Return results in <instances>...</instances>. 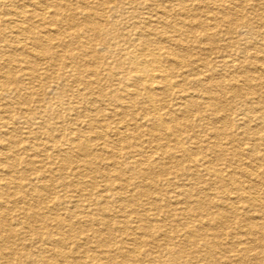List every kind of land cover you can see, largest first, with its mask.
Masks as SVG:
<instances>
[{
    "label": "rangeland",
    "instance_id": "374dc122",
    "mask_svg": "<svg viewBox=\"0 0 264 264\" xmlns=\"http://www.w3.org/2000/svg\"><path fill=\"white\" fill-rule=\"evenodd\" d=\"M67 1L49 0L47 2L49 5V15L53 17L54 26H39L36 30L33 29L32 33L34 34H18V37L22 43L27 41L29 46L32 45L30 37L41 33V35H46L52 39L55 38L56 34L62 33V39L66 42H70L71 44L73 42L75 44L77 40L80 44L84 43L86 49L85 51L81 50L82 54L76 45L68 51L64 50L63 42H60V46L53 51L63 53L66 60L73 52L75 54L80 53L82 57L86 56V54L89 55L86 58L94 63L92 67H95L97 75L90 76V73L84 74L86 78L78 83L75 74L71 71V67L63 66L59 68L58 65L53 64L54 60L49 61L51 58L47 54L46 56L49 57L47 58L48 61H45V59L44 61L34 60L33 62L42 68L40 71L48 68L47 70L52 73V77L50 79H45L44 77L37 78L30 83L31 79L27 74V70L25 69L22 72L23 74L19 72L24 66L20 60L19 62L16 60L14 63L7 61L8 56L15 52V48L4 36H0V76L3 71H13L19 80L17 83L18 88L17 86H12L15 88L14 92L5 87L3 88V86L0 90V116H3L8 122L10 121V127H12H0V165L2 164V167L0 166V192L9 194L8 198L15 203L17 213L19 212V215H23L21 212H24L26 209V203L21 200V197L24 196L28 202L33 205H38L40 203L39 201L42 200L39 196L34 195L35 193L32 192L31 188L42 185V182H44L43 176H54L51 179V184L53 185L52 193L50 192L49 197L47 196L49 201L48 204H45L48 208L40 204V208L37 207L38 210L45 214H49L50 211L57 213L66 222L69 219L70 213L73 215L72 211H75L77 216H73V219L69 220L85 229V234L82 236L85 238L89 237L88 241L85 240L87 242L86 247L93 251L98 250L94 242L96 238L93 231L101 230L102 232H106L105 226L98 222L96 224L94 219L96 217L105 220L112 219V221L110 220L112 223L111 232L117 239L118 245L124 247L122 249L123 251H130L132 255V257H129L124 252L116 253L115 247H108V252L112 255L115 254L117 257L118 264H171L172 262L174 263L172 259L173 254L179 252L181 249H184V252L181 253L182 258L180 257L177 260V264H187V262L188 264L189 262L190 264H215L217 259V262L220 260L222 264L225 260L227 262L230 260L229 264H238V258H241L245 264H255V257L261 258V260L264 259V239H259L258 235L253 239L245 233L250 225L247 223V220L260 219L259 217L263 216L264 212L259 208L255 213L249 211L248 204L238 194L240 187L246 188L251 181L260 183L262 182L260 176L264 178V174H262L264 170L263 164V169L258 168L260 170L258 173H261L260 176L256 175L251 178L247 175V172L251 173V171H254L253 169L257 170V167L260 165L259 161L249 156L250 147L255 144L259 146V149L257 148L258 151H264V146L261 144L263 141L254 140L260 136L264 138V132L257 131L260 126L259 123L261 122L259 116L262 111L264 112V92L261 93V96L258 94V89L260 88V85L257 84L259 82L258 80L254 79L246 82L243 78V76L254 78L264 72L262 69L264 67V0H188L189 13L191 16L193 14V18H190V20H193L191 22L193 24L192 27L195 25V28H198L197 25L203 23L205 25L203 28L206 30L203 28L202 30L199 28L194 29L191 30L193 31L191 34L189 27L186 28L179 23L182 26V34H175L173 31L170 32V36L192 43L195 47V55H188L187 53L181 52L180 54L185 61L172 67L167 63L166 59L163 61L164 65L170 70V82L172 86L170 87L171 93L163 97L165 99L164 102H157L159 112L162 113L163 119L169 126L165 130H161V134L159 133V135H162V138L159 140H153L151 135L148 134L147 127L151 121L137 107L138 101L134 100L124 91L126 87L132 84L131 79L128 78L130 74L126 77L125 70L120 67H113L111 73L110 71L102 70L101 67L103 66L98 64L99 62H96L93 56L95 54L97 55V61L105 58V62L110 64L115 63L117 57L127 62L128 56L124 55L128 51L141 49V46L135 40L139 32L129 28L131 21L127 19L128 12L138 10L137 13L141 18L148 15L156 18L157 15L155 14L159 7L156 4L161 3L162 0H148V5L145 7L139 5L137 0H134L131 4L126 3L125 8L113 7L112 11L108 7L111 8L113 5L100 7V11L103 10L102 12L105 14H102L103 16L101 18H96V20L100 23L108 21L105 23L104 30L110 34V37L115 39L111 42L110 40H104L103 36L96 37L95 33L86 27L88 19L80 14L84 6H86L85 1ZM3 2L4 0H0V30L8 28L9 21L13 19V16L11 14L9 15L8 8L2 6L4 4ZM70 2L72 3V8H74L73 10L79 14L72 19L73 21L67 19L66 11L58 12L57 6H54L56 4L68 5ZM23 3L25 2L20 1L22 7H24ZM155 8H157L156 11L154 10ZM94 11L89 8L88 12L91 14ZM88 12L86 11L85 14ZM174 20L179 22L176 15ZM73 23H80L83 27L82 31H86V35L77 37L75 35L77 31L74 28L69 29V26ZM34 24L38 25V19H35L33 22L27 20L24 25L27 28L28 25ZM155 24L160 29H163L161 28L162 24L160 22H156ZM5 33L6 35H10V29H6ZM147 33H150V31H144V34ZM206 34L209 37H206ZM52 42L57 41L54 39ZM94 51L95 53H93ZM198 59V64L192 63ZM201 60L203 61L201 62ZM203 62L205 63L203 64ZM191 68L194 69V73L190 70ZM191 74L194 77L189 79ZM229 77L231 85L228 83ZM193 79H203L202 81L204 83L212 81L214 84L220 81L224 85L220 89L214 86V89H216L213 90L218 95H221V90L227 93L225 95L222 94L219 100H221V104L225 109V112L221 115V118H223L222 122L225 123L226 128L229 126L228 132L231 134L230 145H228V147L230 146V153L229 155L227 154L228 160H218L213 153L208 154L206 150L207 161L200 155L196 156L198 157L196 160L194 158L191 159L190 164L195 165L194 169L198 178H194L195 175H191L185 171V162L181 161V163H178L179 161L174 159V157H168L163 153L165 150H170L175 146L176 138H179L183 144V147L180 148V154L186 149L188 152L194 153L196 146L199 147V145L208 144L215 139L211 129L207 128V125L211 126L216 123L215 116L212 115L209 107L200 105L203 102L201 97L204 94L199 93L195 89L199 86L197 85L198 83L193 82L195 81ZM232 83L236 84L235 86L241 90L240 94L236 95ZM244 84L247 87L242 86ZM262 91H264L263 87ZM250 92L252 93L251 95ZM190 93L195 95L193 101L197 102L199 112L198 110L195 112L196 107H194L195 113L193 112L194 114L190 116V123L183 118H181L183 120L181 124L172 123L166 113L170 110L169 113L173 111L171 114L176 118L183 117V114L178 110V106L181 102L189 98L188 95ZM122 104L123 106L121 107L120 105ZM125 108L126 110H124ZM245 108L252 109L253 115L251 112L249 114L252 116L247 115L244 112ZM200 116L202 117L200 118ZM12 120L15 121V124L12 123ZM219 124L221 126V123ZM117 126L120 127L119 133L114 131ZM10 129L15 130L13 133L15 134L14 138L18 141L16 144L14 142L16 140L13 141L9 137L11 136ZM101 134H103V137ZM204 134L207 135L205 136ZM187 136L192 137V139L187 138ZM134 137H139V139ZM53 138L58 142V147L63 148L62 151L66 150L68 152L66 153L71 161L65 166L60 162L64 155L60 156L61 150L57 146H54ZM73 138H79L84 142L86 147H88V151L82 152L75 148L71 143ZM2 139L5 141H2ZM122 139H127L131 146L126 147ZM105 141L107 144H105ZM9 142L11 146H9ZM200 142L202 143L200 144ZM158 144L160 146L159 149L155 148ZM134 146L139 151L132 152ZM222 146L225 150L227 149L225 141H223ZM129 152H132L131 155L136 159L138 164L142 163L141 166L152 170V174L156 176L155 179H151L152 181L148 183L145 179L138 176L136 173L138 167H133L132 163H128L130 159H128L127 153ZM86 159L87 161H85ZM29 160L35 163L36 169H42V166H45V174L43 176L38 175L37 178V175L31 171L35 167L28 164ZM144 160L146 162L150 160L148 162L149 165L144 164ZM87 162L90 163L87 164ZM11 163H15L16 165H14L15 167L13 169L16 172L13 174V179L9 175ZM84 169L88 172L85 176L84 173L82 175V170ZM211 170H216L222 174L224 178L220 183L213 182L215 173ZM121 171L123 172L122 174H120ZM60 172H63V178ZM106 175H110L113 181H107L105 179ZM122 180L126 181L123 182ZM2 182L4 185H2ZM65 183L68 184L67 187L64 185ZM15 185L19 186L20 193L14 191ZM145 191L149 193L148 196L153 199V203L155 200L158 202L157 206L160 207L159 210L153 209L150 203L151 199L149 200L147 195L142 194ZM258 192L261 200L264 201V189H259ZM189 202L196 211H188L187 205ZM101 203H106L105 206L107 207ZM235 207H237L236 213H231V209ZM122 208L127 210V212H122ZM81 213L88 216L89 222L87 224L80 223L79 215ZM194 214L197 216H194ZM165 215L172 216L173 219L169 220L170 223L168 220H164ZM195 219L202 221L201 225H203V230L209 234L213 231L218 237L221 234H227L225 239L223 238L224 236L222 237L223 239L221 238V242H223L221 251H224L222 254L218 253L220 248L214 251L213 247H206L200 241L201 239L199 237L197 239L195 236H192L195 238L192 240L185 238L183 240L182 238L174 237L175 229L178 227L187 230V227H184L185 222L192 221L189 223L190 226L194 225V228H197L198 222ZM211 219H213V222L210 223ZM214 220L216 221L215 224ZM52 223L50 221L48 227H54L55 224ZM158 224H161V227L167 230L168 234L172 237L171 241L162 240L159 237ZM59 226L61 228L63 224H59ZM5 227L8 228L9 225H5ZM61 232L63 234L67 233L65 228ZM31 236L33 237L34 235L32 234ZM130 236L135 238V241H132L135 244L132 242L124 243ZM77 239L78 242L84 240H80L79 237ZM21 240L20 237H16L15 239V243L21 249H18V252L15 248L20 258L18 257L17 260L16 258L10 259L8 257L10 264H23L21 259L25 258L24 254L26 255L29 251L37 254L34 250H37L36 245L38 244L30 246L29 250H26V247L20 245L22 243ZM71 240L76 241V237ZM197 244L199 246H196ZM250 244H253V250L245 254L243 248ZM210 251L214 259L211 263L205 254V252L210 253ZM172 252L174 253L172 254ZM2 254L7 255V252L3 251ZM39 258L41 257L39 256ZM52 261L55 264H64L58 256H52ZM43 264L49 263L44 260ZM90 264L96 263L92 261Z\"/></svg>",
    "mask_w": 264,
    "mask_h": 264
},
{
    "label": "bare ground",
    "instance_id": "6f19581e",
    "mask_svg": "<svg viewBox=\"0 0 264 264\" xmlns=\"http://www.w3.org/2000/svg\"><path fill=\"white\" fill-rule=\"evenodd\" d=\"M20 1L21 2H25V3H23V6L24 7L21 6ZM83 1H85L86 6H84V8L82 9V11H81L80 14H82V16H85V18L88 19V24H87L86 27L90 31H93L95 33L96 37L103 36V39L104 40H107V41L110 40V42H111L112 40H115V39L112 38V37H110V34L107 33L104 30L105 23L108 22V21H106L105 23H100V22H98L96 20V18H101L105 14V13L102 12L103 10L100 11V7H102V6L103 7H106V6L113 5L111 8L108 7L109 9H111L110 11H112L113 10L112 9L113 7L125 8L126 3L127 4H131L132 1H134V0H83ZM194 1H197V0H194ZM47 2H49V0H45V1L44 0H27V1H25V0H4V2H3L4 4L2 6H6L8 8L9 15L11 14L13 16V19H11L9 21V25H8L9 27L6 28V29H10V33L11 34L10 35H6V33H5V30L6 29H4V30H0V36H4V38L6 40H8L11 43V45H13L14 48H15L14 49L15 52L13 51L14 53L13 54H10L8 56V58H7L8 60L7 61H10V62L14 63L16 60H18V62L20 60L23 63L24 66L19 70V72L22 73L26 69L27 70V74L30 76V79H31L30 83L33 80H36L37 78L40 79V78L44 77L45 79H50L52 77V73L49 72V70H47L48 68H46V69L44 68V71H40L42 68H40L36 63L33 62L34 60H43L44 61L45 59H46L45 61H48L47 58H49V57L46 56L47 54H49L50 55V58H51V60H49V61L54 60V63L53 64L58 65L59 68H61L63 66H65V67H71V71H73V73L75 74V76H76V78L78 80V83H79V81H82L84 78H86V76H84V74L90 73L91 74L90 76L97 75V73H96L97 71H96L95 67L94 68L92 67L94 65V63L92 61H89V59L86 58V56H89V55H87L85 53L86 56H83V57L80 56V53L82 54V51L81 50L85 51L86 45L84 43L80 44L79 42H77V40H76V43L75 44H73V42H72V44L70 42H66V41H64V39H62V36H63L62 33H58V34L55 35V38L54 39L57 42H52L54 39H52L51 37H48L46 35H41L42 33L39 34V35L36 34L34 37H30L31 38V42H32V45L31 46L28 45L27 41L25 43H22V41H20V39L18 37V34H26V33L28 34V33H32L33 32V29L36 30V28H38L39 26H46V25L54 26L55 25L54 24V21H53V17L49 15L50 14L49 13V5H48ZM70 3L68 5H58V4H56L54 6H57V8H58L57 11L58 12L59 11H63V10L66 11L67 12L66 14L68 16L67 19L72 20L73 18L77 17L79 14L77 13V11L73 10L74 8H72V3L71 4ZM134 3H136V2H134ZM137 3L139 5L145 7L146 5H148V0H137ZM64 4H66V3H64ZM156 5L159 6L158 7V10H157V8L154 9L155 11L157 10L156 11V14H155V15H157L156 18H154V17H152L150 15H148L146 17L144 16L143 18H141L140 15L137 13L138 10H132V11L128 12L129 15L127 16L128 17L127 19L129 21H131L129 28L130 29H133V30H136V31L139 32V35L137 33V36L138 37L135 40H136L137 44L141 46V49L140 50H131V51H128L127 54L124 55V56H128L127 57L128 58V61L126 60L127 62H125L124 60H121V58L119 59V57L116 58L114 56L116 58V62L110 64V63H106L105 62L106 61L105 58H103L101 61H97V55L95 54L93 56L94 57V60H96V62H99L98 64H100V65L103 66V67H101L102 70H105V71L107 70V71H110V73H111L112 72L111 70H112L113 67H120V68H123L125 70V72H126L125 73V76L126 77L129 76V74H130V77H128V78L131 79L130 81H132V84L129 87H126V89L124 91H125L126 94L130 95L134 100L138 101L137 102L138 103V106L137 107H139L143 111V114L145 116H148L149 117L151 123L147 127V130L149 131L148 134L151 135V137H152L153 140H159V139H161L162 138V135H159V133L161 134V130H165L167 127H169L168 126V123H166V121L163 119L162 113L159 112V108H158V104H157V102H160V101H161V103L164 102L165 99H163V97H166L165 95H168L169 93H171L170 87L172 86V83L170 82V70H169L168 67H166L164 65L163 61H164V59H166L167 60V63H169V65L171 67L173 65L176 66V65L181 64V63H183L185 61L184 58L182 57V55L180 54L181 52L187 53L188 55H193L194 54V51H195V47L192 45V43L187 42V41H185L183 39H179L178 40V39H176L177 37L174 38L173 36H170V34H171L170 32L173 31L175 34H182L181 27L183 25L186 28L189 27L190 28V31L191 30H194V29H198V28L200 30H202L203 26H205L203 23H199L197 25L198 28H195V25L192 27L193 24L191 22L193 20H190V18H193V14L191 16V14L189 13L188 0H162L161 3H158ZM232 5H234V4H232ZM97 7H99V9H97ZM89 8L90 9H93L95 11L93 13L91 12V14H90L88 12L89 11ZM86 11L88 13L85 14ZM119 12H121V11H119ZM240 12H241V10H240ZM111 15H113V14H111ZM175 15L179 19V22H177V21L174 20ZM120 17H122V16H120ZM195 18L197 19V17H195ZM35 19H38V25L37 24H34L35 26L34 25H30L29 26L28 25V27H27L28 29L25 28L26 26L24 24L27 22V20L29 22H33V21H35ZM155 20H156V22H160L162 24L161 28H163V29H160L155 24L156 23ZM5 21H7V20H5ZM179 23H181L182 26H180ZM83 25H85V24H83ZM70 28H72V29L74 28V30L77 31V33H75V35L77 37H79L81 35H86L85 34L86 31L85 32L82 31L83 30V27H82V25L80 23H73L71 26H69V29ZM191 28H193V29H191ZM148 30L150 31V33L144 34V31L147 32ZM204 30H206V29H204ZM46 32H48V31H46ZM190 33L192 34L193 31H191ZM32 34H34V33H32ZM205 36L206 37H209L207 34ZM207 40H210V39H207ZM8 41H6V42H8ZM60 42L61 43L63 42L62 45L65 48L64 50H67L68 51V50L72 49L74 47V45H76V47H78L80 53L75 54V52H73V53H71V55L66 60V58H64L65 55H63V53H60L59 51H53L55 48H58L60 46V44H59ZM166 42H168V44H166ZM93 53H95V51ZM121 56H123V55H121ZM3 57H4V55H3ZM98 59H99V57H98ZM202 61L203 60H201V62ZM192 63H197L198 64L199 63V59L197 61H193ZM204 63L205 62H203V64ZM225 64H227V63H225ZM55 65H54V67H55ZM84 66H86V67L85 68H82ZM9 68H11V67H9ZM236 69H237V67H236ZM259 69H260V67H259ZM262 69L264 71V67ZM190 70L193 71L194 69L191 68ZM186 71H187V69H186ZM245 72H247V71H245ZM193 73H194V71H193ZM195 75H196V73H195ZM189 77H190L189 79H192V77H194V76H193V74H191ZM230 77H231V75H230ZM230 77L228 78L229 85H231V83H230ZM243 78H244V80L246 82L252 81L254 79L255 80H258L259 82L257 84L260 85V88L258 89L259 90L258 94H260V96H261V93L264 92V91H262V87L264 88V72H262L261 75L256 76L254 78H252V77L249 78L247 76H243ZM0 79H1L0 80V90L2 89V86H3V88L5 87L6 89L12 90L13 92L15 91V88L12 87V86H15L16 87L18 85L17 83H18L19 80H18V78L16 77V75H15V73L13 71L12 72L11 71H3L2 72V75L0 76ZM187 80H188V78H187ZM193 80H195L193 82L198 83L197 85L199 86L198 88L196 87L195 89H197L199 93H203L204 94L201 97L203 99V102H201L200 105H206L207 107H209V109L212 111V112L211 111L210 112L212 113L213 116H215L216 123L212 124L211 126L207 125V128H210L211 129V131H212L213 136H214L215 139H213L208 144H205V145L202 144V145H199V147L196 146L194 153H192V152L190 153L186 149L183 153L180 154V152H181L180 151V148L183 147V144H182V142L180 141L179 138H176L175 139V146L173 148H171L170 150H165L163 153H164V155H167L168 157L169 156L170 157H174V159H176L177 161H179L178 163H181V161L185 162V164H184L185 171L188 172L191 175H195L194 178H198L197 177L198 175H197V173H195V169H194L195 165H191L190 164L191 159L194 158L196 160V159H198V157H196V156H199V155L201 157H203V159H206V157H207V155L205 153V150H206V151H208V154L209 153H213L217 157L218 160H220V159L228 160L227 157H228V155L230 153V146L228 147V145H230V136H231V134L228 132L229 126L226 128L225 123L222 122L223 121V118H221L222 117L221 115L225 112V109H224L223 105L221 104V100H219V99H221L220 96L222 94L225 95L227 93L224 92V90H221V95H218L214 91L216 89V88L214 89V86H216V87H218L220 89V87H222L224 85H222L220 81H219V83H215L214 84V83H212V81H208V82H205L204 83V81H202L203 79L202 80L201 79H193ZM234 80H236V79H234ZM177 83H179V82H177ZM107 85H108V83H107ZM235 85L236 84L232 83L234 92L236 93V95H238V94L241 93L240 92L241 90L239 88H237ZM242 86H245V84L242 85ZM245 87H247V86H245ZM17 88H18V86H17ZM104 88H106V87H104ZM80 90H82V89L80 88ZM124 91H122V92H124ZM191 93H193V92L191 91ZM191 93L188 95L189 98H187L186 100H184L183 102H181L179 104V106H178V110L183 114L182 115L183 117L176 118L173 114H171L173 111L171 113H169L170 110L167 109L168 112L166 114L168 115V118H169V120L172 123H174V124H181V121H183V120H181V118L185 119L187 122L190 123V121H191V119H190L191 117L190 116L192 114H194L196 112V110H198V107H197L198 104H197V102H194L193 101L195 95H193ZM251 94L252 93L250 92V95ZM88 95H90V94H88ZM14 98H16V97H14ZM132 98H130V99H132ZM222 101H223V98H222ZM28 103H30V102H28ZM25 104H27V103H25ZM97 106H98V104H97ZM120 106L122 107L123 104L120 105ZM98 107H100V106H98ZM194 107H196L195 112H194ZM117 108H118V106H117ZM126 108L124 110H126ZM115 109H116V107H115ZM164 109H165V107H164ZM198 112H199V110H198ZM236 112H238V111H236ZM244 112L247 115H250L249 113L251 112V114H252L253 113V110L252 109H249V108H245L244 109ZM231 114H232V112H231ZM233 115H235V114H233ZM252 115H250V116H252ZM201 117L202 116H200V118ZM259 119L261 120V122L259 123V121H258V123L260 124V126L258 128L259 130L257 129V131L258 132H264V112L263 111L261 112V114L259 116ZM234 120H235V118H234ZM102 121H103V119H102ZM12 123L15 124V121L12 120ZM219 123H221V126H220ZM247 123H249V122H247ZM10 124H11L10 121L8 122V120H6L3 116H0V127L2 126V128H3L4 126H6V128L7 127L8 128H12V127H10ZM40 124H42V123H40ZM139 128H141V127H139ZM10 130H11V132H10L11 133L10 134L11 136H9V137H11V139L14 141V140H16L14 138L15 134L13 133L15 130H12V129H10ZM128 130H129V128H128ZM131 130H134V129H131ZM247 130H249V129H247ZM114 131L116 133L117 132L119 133L120 127H118V126L115 127ZM6 134H8V133H6ZM101 135L103 137V134H101ZM204 135L206 136L207 134H204ZM190 136H187V138H189V139L191 138L192 139V137H190ZM134 138H138L139 139V137H134ZM52 140L54 142V146H57L58 147V142L56 141V139L53 138ZM122 140H123L122 142L124 143V145L126 147H130L131 146L128 143L127 139L126 140L125 139H122ZM254 140H256V141H259V140L260 141H263V142H261V144H263V146H264V138L262 136H260L258 138L256 137ZM2 141H5V140L2 139ZM16 141H14L15 144L18 143V141L17 142ZM223 141H225V143H226V146H227V149L226 150L222 146L223 145ZM28 142H29V140H28ZM204 142H205V140H204ZM20 143H21V141H20ZM71 143L79 151H82V152H87L88 151V147H86V145L84 144V142H82L79 138H77V139L76 138H73L71 140ZM201 143L202 142H200V144ZM38 144H40V143H38ZM105 144H107L106 141H105ZM133 144H134V142H133ZM9 146H11V143L10 142H9ZM159 147L160 146L158 144V145H156L155 148H158L159 149ZM58 148H60V146ZM257 148L259 149V146L255 145V144L252 145L250 147V151L248 153L249 156L252 157V159L257 160L260 163V165L257 167V170L256 169H253L254 171H251V173H248L247 172V175L249 177H251V178L254 177V176H256V175H259L260 176L261 173L260 174L258 173L260 171L259 169L260 168L263 169L262 168V164L264 165V151H258ZM60 150H61L60 156L61 155L62 156L64 155L62 157V159L60 160V162H62V164L65 166L67 163H69V161H71V159L68 156V154H67L68 152L66 150L62 151L63 148H60ZM134 151L137 152L139 150L137 148H135V146H134V150H132V152H134ZM129 153H127L128 154V159H130L128 161V163H132L133 164V167H138L137 172H136L138 174V176L141 177L142 179H145L148 183H150L152 181L151 179H155L156 176L152 174V170L150 168H144L143 166H141L142 163L138 164L137 161H136V159H134V157L131 155V153L130 154ZM149 156H151V155H149ZM149 156H147V157L150 158ZM1 160H2V158H1ZM2 161L4 162V160H2ZM85 161H87V159ZM149 161L146 162L144 160L143 163L149 165L148 164ZM206 161H207V159H206ZM9 162H11V161H9ZM90 162H87V164H89ZM23 163H24V161H23ZM28 164L29 165H32V167H35V168L31 169V171H32L33 174H36L37 175V178H38V175L43 176L45 174V171H46L45 170V166H42V169L41 168L40 169H36L35 163L32 162L31 160L28 161ZM14 165H15V163H11V170H10V174H9L10 177H12V179L14 178V175L13 174L16 173L13 170L14 167L16 166V165L15 166ZM0 166L2 167V164ZM248 168H250V167H248ZM111 171H112V169H111ZM211 171H214V173H215V178H214V181L213 182L214 183H220L222 181V179L224 178L222 176V174L220 172L218 173V171H216V170H211ZM60 173H61L60 174L61 177L63 178V176H62L63 172H60ZM83 173H84V176L88 174V172L85 169L82 170V175H83ZM122 173L123 172L121 171L120 174H122ZM155 174H156V172H155ZM262 174H264V170H263ZM43 177H44V182H42V185L37 186V187L35 186V187H32L31 188L32 192L35 193L34 195L39 196L42 201H39L40 203L38 205H33L32 203H30V202H28L26 200V197H24V196L21 197V200L26 203V209L24 210V212H21V213H23V215H21V214L19 215L18 214L19 212L17 213L15 203L13 201L9 200V198H8V195L9 194H6V193H4L2 191L0 192V254H1L0 255V264H10L9 263L10 261H8L9 260L8 257H10V259L16 258L18 260V257L20 256V255L18 256V252L21 249L18 247L17 243H15L16 237H20V239H22L21 240L22 243L20 245L23 246V247H26V250H29V247L30 246L38 244V245H36V249L37 250H34V251L37 252V254L32 253V252L29 251L26 255L24 254V257L25 258H22L23 256L21 257L22 258L21 260H22L23 264H43L44 263V260L47 263H49V264H55L52 261V256H58V257H60L62 259V261H63L64 264H90V262H92V261H94L96 264H118L117 263V261H118L117 257L115 256V254L112 255L111 253L108 252V250H107L108 247H115L116 253L124 252L125 255H129V257H132V255L130 254V251H126L125 249H124L125 251L122 250L124 247L118 245L117 239L115 238V236L111 232V230H112L111 224L112 223L110 222V220L112 221V219H109V220L106 219L105 220V219H102V218L100 219V218H97V217L94 219L96 221V224L98 222V223L103 224V226H105L106 232H102L101 230H95V231H93V233L95 235V238H96L94 242L96 243V245L98 247V250L97 251H93V250H90L88 247H86V245H87V242L86 241H88L89 237L85 238V237L82 236L83 234H85L84 233L85 229L82 228L81 226L76 225L74 222H72V221L69 220V219H73V216H77L76 213H75V211H72L73 212V215H72V213H70L69 219L66 222L57 213H53V212L50 211L49 214H45L44 212H41L40 210H38L37 207L40 208V204H42V206L45 205V204H48V201H49V199H48L49 196L48 195H50V192L52 191V186H53L51 184V179H53L54 176L52 177V176H49L48 175V176H43ZM105 179L107 181H113L112 180V177L110 175L109 176L106 175ZM260 179L262 180V182L259 183L257 181H254V182L251 181L249 183V186H247L246 188L245 187H240L239 190H238V194L242 198H244V201L248 204V206H249L248 210L251 211V212H253V213H255L256 210H258V208L261 211L264 212V201L261 200V198L259 196V192H258L259 189H264V186H263L264 185V178L260 176ZM0 180H1V178H0ZM125 181L126 180H124L123 182H125ZM2 185H4V183ZM64 185L66 187L68 186V184H66V183ZM175 187H174V189H175ZM0 188H1V183H0ZM14 191L16 193H20L19 186H16L15 185L14 186ZM160 193H161V191H160ZM142 194L143 195H147V196L149 195V193L146 192V191L143 192ZM152 196H153V194H152ZM148 198H149V200L151 199L150 203L152 204L153 209L159 210L160 207L157 206L158 205V202L155 200V202L153 203V201H152L153 199L150 196H148ZM186 200H188V199H186ZM129 201H130V199H129ZM101 204H103V203H101ZM76 205H77V203H76ZM103 205L105 206L106 203H104ZM192 206L193 205H191L190 202H189V204L187 205L188 211H192V212L193 211H196L195 208L192 207ZM24 207H25V205H24ZM105 207H107V206H105ZM46 208H48V206H46ZM121 211L124 212V213L127 212V210H125L123 208H122ZM236 211H237V207H235L234 209H231L230 212L231 213H236ZM13 213H15V214H13ZM79 216H80V220H79L80 223L82 222V223L87 224L89 222V220L87 218L88 217L87 215H83V213H81ZM194 216H197V215L194 214ZM259 218L260 219H257V220L256 219H253V220L252 219H248L247 220V223H249L250 225L246 229L245 233H246L247 236L252 237L253 239L257 235H258V238L259 239H264V213H263V216H260ZM171 219H173L171 215H168V216L165 215L164 216V220H168L169 223H170L169 220H171ZM213 219H211L210 223L213 222ZM50 221L55 224L54 227H51V228L48 227L49 226L48 223ZM195 221L198 222V226H196L197 228H194L195 227L194 225H191L190 226L189 223H191L192 221L191 222H187V223L185 222L184 227H187V230L188 231L185 230V229H183V228L178 227L177 229H175L176 231L174 233V237L175 238H182L183 240H185V239H187V240L188 239L189 240L195 239L192 236H195L197 239L199 237L201 239L200 241H202L206 245V247L211 246V248L213 247L214 251H216L217 248H220V250L218 251V253L219 254H222L224 251L223 252L221 251L222 250V246H223V242H221V241H222L223 238L224 239L226 238L227 234H225V235L224 234H221V235H219L220 237H218L215 234L214 231L209 234L208 232H205L203 230V225H201L202 221H200L199 219H195ZM215 222L216 221L214 220V224H215ZM59 224H63V226H61V228H60ZM162 224H163V221H162ZM5 225H9V227L6 228ZM158 225H159V227H158L159 228V230H158L159 231V237L162 238V240H170L171 241L172 237L168 234L167 230L163 229V227H161V224H158ZM62 227H64L66 229V232L67 233L63 234V232H61L64 229ZM129 229H130V227H129ZM186 231L189 232V233L187 234ZM32 234L34 235L33 237L31 236ZM214 236H215V239H214ZM75 237H76V241L71 240V239H73ZM77 237H79L80 240H82V239H84V240L78 242ZM240 238H241V236H240ZM132 241H135V238H132V236H130L127 239V241H125L124 243L132 242ZM132 243L135 244V242H132ZM252 245L250 244L249 246L244 247L243 248V252L245 254L252 252V250H253V246ZM160 246H161V244H160ZM196 246H199V244H197ZM15 248L17 250L19 249L18 252H17V250H15ZM165 249H167V248H165ZM3 251H6L8 256L7 255H3L2 254ZM183 252H184V249H181L179 252H175V253L172 252V254L174 253L173 256H172V259H173L174 263L172 262L171 264H177L178 263L177 260L180 257L182 258V254L181 253H183ZM199 254H201V253L199 252ZM205 254L207 256V259L210 261V263L214 261L211 251H210V253L205 252ZM188 255H189V253H188ZM39 256L41 258H39ZM87 259H89V261H87ZM238 259H239V263L238 264H245L244 261H242L241 258H238ZM217 260L215 261V264H222V263H220V260L218 262H217ZM263 260L264 259L261 260V258L255 257V261H256L255 264H259V263L264 264V261ZM228 261L230 262V260H228ZM229 262H227L225 260L223 262V264H229ZM149 264H151V263H149ZM187 264H188V262H187ZM189 264H190V262H189Z\"/></svg>",
    "mask_w": 264,
    "mask_h": 264
}]
</instances>
